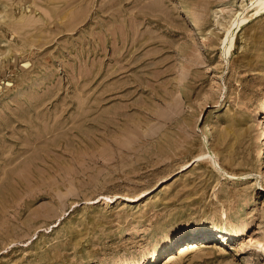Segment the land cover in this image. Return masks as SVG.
<instances>
[{"label":"rangeland","instance_id":"rangeland-1","mask_svg":"<svg viewBox=\"0 0 264 264\" xmlns=\"http://www.w3.org/2000/svg\"><path fill=\"white\" fill-rule=\"evenodd\" d=\"M241 3L0 0V264H264V13L227 39Z\"/></svg>","mask_w":264,"mask_h":264},{"label":"bare ground","instance_id":"bare-ground-1","mask_svg":"<svg viewBox=\"0 0 264 264\" xmlns=\"http://www.w3.org/2000/svg\"><path fill=\"white\" fill-rule=\"evenodd\" d=\"M251 4L254 6L255 11H254V13L250 14L247 18H245V15L247 13L246 0H242L240 10L235 11V12L232 13V15L230 16V19H229V21H228V23L226 24V27H225V35H226V38L227 39L232 38L238 32V30L244 25V23L246 25V22L248 20H251V19L255 18L256 16L264 13V0H251ZM180 11H181V9H180ZM234 19L236 21H238L237 24H234V22H233ZM229 41H231V40H229ZM262 150L263 151L260 153V156H263L264 155V149H262ZM129 199H131V198H128V200ZM132 199H134V198H132ZM240 232H242V230H240L239 226L238 225H234V226H232L231 230L228 231L223 236L224 237L225 236L234 237L235 235H238ZM166 245H167V243L165 242L161 247L159 246L157 248V250H155L153 252V260H156L157 253L160 252V251H162L165 248Z\"/></svg>","mask_w":264,"mask_h":264}]
</instances>
